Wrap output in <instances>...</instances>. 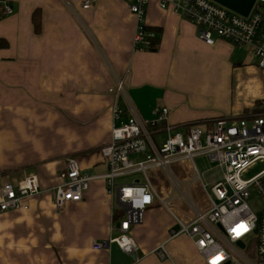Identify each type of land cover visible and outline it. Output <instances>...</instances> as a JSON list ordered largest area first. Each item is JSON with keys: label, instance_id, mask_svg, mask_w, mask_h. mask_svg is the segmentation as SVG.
Wrapping results in <instances>:
<instances>
[{"label": "crops", "instance_id": "1", "mask_svg": "<svg viewBox=\"0 0 264 264\" xmlns=\"http://www.w3.org/2000/svg\"><path fill=\"white\" fill-rule=\"evenodd\" d=\"M9 1L13 13L0 17L5 39L0 40V186L34 173L42 192L28 200L29 209L0 215V264H205L191 237H171L180 229V203L166 207L156 201L145 210L130 230L135 254L116 243L95 250L93 240L120 234L113 220L116 198L107 193L105 180L91 181L83 200L68 202L63 210L55 207L53 187L69 157L91 175L108 172L102 148L112 137L109 89L116 75L124 78L141 118L150 120L157 107L167 106L169 124L187 133L193 125L210 127L219 116L264 112L251 110L248 99L244 111H249L234 116L239 106L227 93L244 69L261 79L264 96L258 58L249 47L227 40L205 43L193 22L162 8L161 0H150L145 18L160 31L155 51L134 49L131 0ZM120 103L128 111L123 97ZM167 134L155 136L162 142ZM187 178L182 174L183 182ZM161 245L165 258L155 252Z\"/></svg>", "mask_w": 264, "mask_h": 264}, {"label": "built area", "instance_id": "2", "mask_svg": "<svg viewBox=\"0 0 264 264\" xmlns=\"http://www.w3.org/2000/svg\"><path fill=\"white\" fill-rule=\"evenodd\" d=\"M149 3L150 0H131L129 5L136 16L135 50L150 46L148 37L156 35L146 30ZM89 6V2L84 4V7ZM161 7H171L193 22L198 37L209 45L223 39L236 46L249 47L264 71V0H256L248 16L214 0H161ZM0 8L4 15L14 11L9 0H0ZM109 91L113 96L112 137L102 149L109 159V170L91 175L81 170L75 158L69 157L65 169L59 173V182L53 187L55 207L63 210L68 202L83 200L91 181L105 180L107 193L116 198L112 211L113 220L120 222V234L95 239L92 247L109 249L116 243L124 252L135 254L138 247L130 234L132 226L141 222L145 210L156 201L169 207L155 189L149 171L162 169L173 184L179 185L171 165L185 160L193 162L194 157L204 155L211 163L223 167L224 175L211 185L208 193V184L202 181L196 164L192 163L191 182H202V190L207 194L206 206H199L184 193L183 200L192 216L177 218L180 229L173 230L171 237L179 234L191 237L205 264H213L214 260L215 264H264V168L250 178L245 177L253 165L264 162V112L238 118L219 116L210 127L197 124L184 133L169 124L167 106L157 107L150 120L141 118L128 99L123 77L116 75ZM120 96L125 98L128 111L123 110ZM165 130L167 137L160 143L155 134ZM134 154H142L143 159L134 161ZM136 172H141L142 178L122 179ZM252 189L263 202L258 211L248 202ZM41 192L34 173L17 183L3 184L0 186V215L9 210L29 209L28 200ZM249 237L251 240L247 241ZM155 252L160 258L167 256L164 245Z\"/></svg>", "mask_w": 264, "mask_h": 264}, {"label": "rangeland", "instance_id": "3", "mask_svg": "<svg viewBox=\"0 0 264 264\" xmlns=\"http://www.w3.org/2000/svg\"><path fill=\"white\" fill-rule=\"evenodd\" d=\"M252 54H254L253 51ZM256 57L253 56L254 59H257ZM261 90H262V83L258 75L250 74L248 71H245L244 69L236 72L233 83L232 84L230 83L227 92L230 101H231L232 93L234 94V104L239 106V108H234L235 110L234 116H240L244 114V112L242 111H244L245 109L244 107L246 105L245 103L248 99L253 100V107L256 106L257 102L264 100L263 99L264 96L261 95ZM122 97L123 96H120V98ZM121 101L123 102L122 99ZM123 110L125 109L123 108ZM230 113L225 112L224 114L230 115ZM165 137H166L165 135H161L160 139L162 140ZM140 157H141L140 159H134V161L137 162L143 159L142 155ZM193 162L196 164L198 168V172L202 176V181L208 184L207 192L210 193L211 185L224 175L225 169L223 167H220L217 163H211L208 157L204 155H199L194 157ZM193 162L187 161L186 163H184V161H179L171 165L179 181V185L173 184L170 178H168L167 174L162 171V169H152L151 171H149V176L153 181V185L155 186V189L157 190L159 196L162 199L167 200L168 205L170 206L172 203H180V206H183L184 209L183 215H181L180 217L185 219H188V217L192 216L191 211L187 208L186 203L183 200V197L185 196L184 195L185 192L188 191L186 195L201 207H205L206 206L205 201L207 202L206 199L207 194L205 191L202 190L201 187L202 182L200 180L196 182H191L194 176L193 174L194 171L191 166ZM263 168H264V162L259 161L252 166V168L245 174V177L250 178L255 174H257L259 171H261ZM182 174L186 177L188 176V178L185 179L184 182L182 181ZM140 177L142 178V173L136 172L122 179L130 180ZM251 192L252 194L248 201L249 205L254 211H258L262 207L263 202L261 200L260 195L255 189H252ZM250 240L251 237L247 239V241Z\"/></svg>", "mask_w": 264, "mask_h": 264}, {"label": "trees", "instance_id": "4", "mask_svg": "<svg viewBox=\"0 0 264 264\" xmlns=\"http://www.w3.org/2000/svg\"><path fill=\"white\" fill-rule=\"evenodd\" d=\"M37 14H39V12L36 10L34 13H33V18H34V21H35V26H36V29L38 30V25H39V21H38V16ZM3 16V13L1 11V8H0V17ZM146 30L147 31H153V32H156V35L155 37H148V40H150V46L146 47V48H143L142 50H149V51H155L158 49V45H159V42H160V31L159 29H155V28H151V27H148L146 26ZM1 41H5V39H0ZM251 110L253 111H262L264 110V102L263 101H259L257 102L256 106L254 108H252ZM249 110H246L244 111V113L248 112ZM119 217V213L116 214V218Z\"/></svg>", "mask_w": 264, "mask_h": 264}, {"label": "water", "instance_id": "5", "mask_svg": "<svg viewBox=\"0 0 264 264\" xmlns=\"http://www.w3.org/2000/svg\"><path fill=\"white\" fill-rule=\"evenodd\" d=\"M215 2L224 5L225 7L244 16H248L251 12L256 0H214ZM120 225V222L118 223ZM243 247V243L239 242Z\"/></svg>", "mask_w": 264, "mask_h": 264}, {"label": "snow or ice", "instance_id": "6", "mask_svg": "<svg viewBox=\"0 0 264 264\" xmlns=\"http://www.w3.org/2000/svg\"><path fill=\"white\" fill-rule=\"evenodd\" d=\"M240 227H243V225H241ZM216 259H219V257H217ZM213 264H215V260L213 261Z\"/></svg>", "mask_w": 264, "mask_h": 264}]
</instances>
